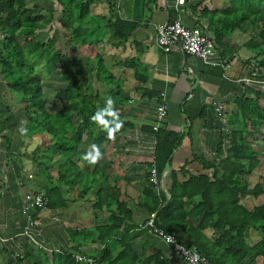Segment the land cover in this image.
Returning a JSON list of instances; mask_svg holds the SVG:
<instances>
[{
	"label": "crops",
	"instance_id": "0c3cea01",
	"mask_svg": "<svg viewBox=\"0 0 264 264\" xmlns=\"http://www.w3.org/2000/svg\"><path fill=\"white\" fill-rule=\"evenodd\" d=\"M184 1L183 5H178L177 0H99L92 4V15L108 17L109 5H112L121 20L138 25L127 42L118 44L119 41L113 39L98 46L106 62L114 65V75L126 80L129 98L123 110V124L127 126L123 125L114 140L103 144L99 149L103 158L95 166L82 159L93 145L92 138L87 135L80 145L85 153L72 156L53 154L52 135H21L19 129L29 126L28 119L27 122L7 120L8 112L20 105L19 94L9 88L0 67V111H7L6 117L0 114V242L4 246L13 249L27 243V239L21 236L26 225L23 200L28 193L45 192L40 160L44 149L49 147L50 184L58 188L59 196L55 199L59 205L33 213L35 228L40 234L38 238L47 248L57 251L70 248L74 249L73 252L81 251L91 256L102 250L103 245L97 242L96 228L109 222V209L95 212L94 206L95 193L103 188L108 192H119V200L131 211V220L127 222L129 229L125 234L122 229L121 234L133 237L131 245L139 257L138 264H184L171 258V248L163 240L140 228V224L150 216L141 203L147 187V170H151L153 165L148 146L154 134L157 105L165 102L168 106L155 155V167L164 187L157 188L151 184L166 196L164 191L169 193L173 170L184 168L183 172H178L183 177L187 175L184 172L202 169L194 161L195 156L217 162L222 171L227 169L223 148L232 129L229 122L242 121L238 113V98L252 90L264 97V92L257 86L239 82L254 74L264 77L257 68L256 54L247 47L256 32L252 26H242L241 30L227 34L223 40L224 48L216 47L211 64L184 55L177 47L165 53L158 46V26L177 18L187 27L207 29L215 38V26L210 27V21L221 17L220 13L219 17L214 13L222 11L225 0ZM29 3L41 6L45 12L54 11L51 30L54 34L60 33L59 46H66L65 29L60 23L62 8L57 1L29 0ZM132 58L139 59L145 67L146 83L137 82L131 69L118 65ZM145 90L158 97L143 96ZM215 102L224 104L223 116L216 113ZM62 107L53 113L47 110L54 114ZM61 175L65 176L63 180H60ZM259 177L258 171L251 176L252 187L258 183ZM258 199L264 203V196ZM253 201L254 198L248 197L243 203L248 208L259 206ZM112 209H116L115 204ZM205 234L212 237L213 231L209 229ZM119 252L120 249L115 250L113 256ZM0 264H13L9 251H0ZM246 264L264 262L256 259L253 263L247 260Z\"/></svg>",
	"mask_w": 264,
	"mask_h": 264
},
{
	"label": "trees",
	"instance_id": "16d2710c",
	"mask_svg": "<svg viewBox=\"0 0 264 264\" xmlns=\"http://www.w3.org/2000/svg\"><path fill=\"white\" fill-rule=\"evenodd\" d=\"M56 1L62 8L60 23L67 39L63 48L59 46L60 33L51 30L54 11H42L41 6L30 4L29 0H0V67L9 88L19 94L28 119L26 135H52L53 154L80 155L85 153L80 148L84 136L92 138L99 149L109 140L107 133L91 120L97 110L106 106V98L115 101L114 108L122 122L129 98L126 80L114 75V65L106 62L98 46L113 39L118 44L127 42L138 25L121 20L112 5L108 17L92 15L91 6L99 0ZM214 14L219 18L214 22L211 19L210 27L215 26L214 39L221 49L227 34L252 26L256 32L247 47L256 54L257 68L264 73V0H225L222 11ZM40 64L48 74L58 73L64 82L54 96L64 105L54 114L47 110ZM118 65L131 69L137 82H147L146 69L139 59H126ZM142 95L158 97L147 90ZM237 104L242 121L229 122L232 129L227 136L225 171L219 169L217 162L195 156L194 161L202 169L184 172L187 175L183 177L178 172L184 168L173 170L169 198L151 184L150 169L142 194L141 205L150 214H157V225L212 264H246L247 260L253 263L256 259L264 262V203L253 208L243 203L248 197L264 196V97L252 90L238 98ZM49 152L46 147L40 163L47 208H53L59 205L55 199L59 193L50 184ZM256 171L260 177L252 187L251 176ZM64 177L61 175L60 180ZM95 199V212L109 209V222L96 228L97 242L103 245L94 255L98 264H138L139 257L131 245L133 237L124 236L131 211L119 200V192L102 188L95 193ZM209 229L212 237L205 234ZM115 238L119 240H112ZM118 249L120 252L114 257ZM73 250L48 253L36 249L28 240L13 249L0 242V251H9L13 264H86L73 258ZM18 252L20 257L15 258Z\"/></svg>",
	"mask_w": 264,
	"mask_h": 264
},
{
	"label": "built area",
	"instance_id": "2783aa9c",
	"mask_svg": "<svg viewBox=\"0 0 264 264\" xmlns=\"http://www.w3.org/2000/svg\"><path fill=\"white\" fill-rule=\"evenodd\" d=\"M177 0L178 5H183ZM157 43L158 46L165 52L169 53L173 48L177 47L182 54L197 57L202 59L205 63H212V58L216 54V42L215 39L210 35L207 29L203 27H187L184 25L180 18L170 21L166 24L160 25L157 28ZM240 83L246 85L257 86L261 91L264 92V77L254 74L253 77L239 80ZM214 108L219 116L224 115L225 107L224 104L215 102ZM168 115V106L165 102H160L156 108V122L153 127L154 134L149 141V153L151 157V163H153L150 170V182L157 188H163L164 183L155 167V155L157 145L159 141V131L162 124L166 120ZM228 141L223 148L224 155L227 156ZM166 193V198L170 197V194ZM22 212L26 216V225L24 231L21 234L22 237L26 238L33 247L39 250H43L48 253L59 252L60 250H53L46 247V245L39 240V232L35 228L34 211L46 210L47 209V198L42 193H28L23 200ZM140 228L147 230L161 240H163L171 248V258L182 262L184 264H212L210 260L194 251L180 244L176 237L172 234L165 233L157 225V214L152 213L150 216L140 224ZM3 241V240H2ZM3 242H6L4 240ZM71 253V252H68ZM73 258L77 262H83L86 264H98V259L94 256L88 255L85 252L72 253ZM15 258L20 257V252L14 255Z\"/></svg>",
	"mask_w": 264,
	"mask_h": 264
},
{
	"label": "clouds",
	"instance_id": "9594fccd",
	"mask_svg": "<svg viewBox=\"0 0 264 264\" xmlns=\"http://www.w3.org/2000/svg\"><path fill=\"white\" fill-rule=\"evenodd\" d=\"M183 3V0H179ZM115 101L111 97L105 100V107L97 110L91 117V120L98 126V128L107 133L109 140H114L116 133L123 127V122L120 120L119 113L114 108ZM21 135L26 134L27 129L21 127L19 129ZM103 154L99 150V146L93 144L91 150L86 153L82 159L87 161L89 165L95 166L101 159Z\"/></svg>",
	"mask_w": 264,
	"mask_h": 264
},
{
	"label": "rangeland",
	"instance_id": "374dc122",
	"mask_svg": "<svg viewBox=\"0 0 264 264\" xmlns=\"http://www.w3.org/2000/svg\"><path fill=\"white\" fill-rule=\"evenodd\" d=\"M98 50L100 49L98 48ZM39 71L43 76L44 97L47 101V109L53 113L56 109L61 108L64 104L63 101H56L54 98L56 91L59 89V87L64 86V82L60 79L58 73L53 72L51 74H48L46 71H44L43 66L41 64L39 65ZM6 112L7 111L2 110V112L0 111V114H3L4 117H6ZM8 114L9 117L7 120H10V122H27V116L23 111V105L17 106L16 109H14L11 113L8 112ZM256 176L257 174L254 175V177ZM254 177L253 180L255 179ZM253 204L261 205V199H255V201H253Z\"/></svg>",
	"mask_w": 264,
	"mask_h": 264
}]
</instances>
